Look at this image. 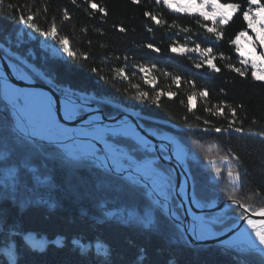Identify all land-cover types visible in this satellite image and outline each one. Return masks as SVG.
I'll list each match as a JSON object with an SVG mask.
<instances>
[{
  "label": "trees",
  "instance_id": "obj_1",
  "mask_svg": "<svg viewBox=\"0 0 264 264\" xmlns=\"http://www.w3.org/2000/svg\"><path fill=\"white\" fill-rule=\"evenodd\" d=\"M89 2L97 3L108 15L91 14L83 0H78L77 5L70 0H5L6 7L0 9V47L21 57L35 51L37 57H30L29 61L59 92L69 90L79 96H92L108 116L120 113L114 105L136 110L144 125L175 134L203 158H213L218 153L239 156L234 167L242 172L246 187L234 192L225 176L217 180L210 170L193 167L195 197L209 203L227 202L234 195L241 202L258 207L255 193L264 189V141L259 139L264 136V83L253 81L250 74L241 78L227 67H240L230 41L246 28L241 16L238 14L220 29L224 39L212 44L203 39L207 34L195 23V18L171 13L154 0H141L139 5L131 4L130 0ZM221 2L246 5V0ZM7 5L12 6L11 10ZM20 6L41 13L36 23L42 29L55 21L73 50L88 55L89 59L43 57L41 37L36 33V39L24 40L16 47L13 43L19 40L21 30L17 15ZM44 8H48L46 15ZM65 10L72 17L69 21L62 18ZM146 12L167 23L155 26L145 18ZM172 23L192 31L181 33L170 29L168 25ZM121 27L124 32L118 31ZM173 42L187 47L200 43L202 47H213L214 55L223 54L230 59L214 61L221 69L219 73L206 67L197 69L194 64L199 57L193 53H171ZM148 44L157 47L159 54L148 50L145 47ZM139 65L159 69L153 73L158 80L156 89L143 83L136 72ZM121 67L132 77L128 83L112 79L114 69ZM173 77L181 78L180 89L172 86ZM190 81L195 82V89L190 87ZM133 84L152 97L155 91H169L170 87L178 95L173 101L163 98L161 106L156 107L133 99L137 95ZM203 90L209 92V106L227 103L236 109L243 135L226 131L217 136L211 131H201L205 127L203 119L213 126L227 128L224 119L208 116L199 98L195 113L187 114L181 101L186 105L188 95ZM195 115L202 120H196ZM253 132L257 136L249 135ZM0 142L8 150L6 157L0 159V264H264V257L258 253H239L219 245L192 246L175 222L156 209L146 188L139 189L123 177L101 172L91 161L67 160L52 145L27 144L14 131L10 109L2 99L1 81ZM141 155L150 154L141 152ZM173 204L176 207L178 201L174 199ZM177 212L181 214L182 210L178 208ZM229 213L237 217L234 209ZM236 222L234 217L224 227ZM27 234L45 243L34 244L26 238Z\"/></svg>",
  "mask_w": 264,
  "mask_h": 264
},
{
  "label": "snow or ice",
  "instance_id": "obj_2",
  "mask_svg": "<svg viewBox=\"0 0 264 264\" xmlns=\"http://www.w3.org/2000/svg\"><path fill=\"white\" fill-rule=\"evenodd\" d=\"M70 2L72 5H77L78 0H70ZM140 2L141 0H130V3L133 5H139ZM83 3L87 5L88 9L91 10V14L100 13L101 17H106L108 15L107 11L95 2L83 0ZM154 3L156 5H162L164 9L169 10L171 13L195 18V23L201 29H203V33L207 34L203 36V39L206 42H210L212 44H219L220 41L224 39V33L220 29L225 28L231 23L232 19L239 14L243 23L246 25V28L244 31L239 32L235 39L230 41V47L235 49V54L238 57V63L240 67L228 65V70L245 79L250 74L253 81L264 83V0H246V5L243 7L239 4L222 3L221 0H154ZM4 7H6L5 0H0V9ZM7 7L9 10L12 8L11 5H7ZM47 13L48 8H44L43 14L46 15ZM17 15L19 23L23 25L25 29L30 30L31 33H36L39 37H43L46 40L50 39L56 45H58V47L52 48L56 50L57 54L63 53L67 58L70 59L82 58L85 61L89 59L88 55L78 54L75 50H73V48L70 46L69 38L62 35L55 21L51 22V26L49 28L42 29L40 25L36 23L37 18L41 16V13L35 11L34 8L20 6V10L17 12ZM144 15L146 19L150 20L157 27H163L167 23L159 16L153 15L151 13L146 12ZM62 18L64 21H69L72 19L66 10L62 14ZM206 22H210L211 26H208V23ZM168 27L170 29H176L181 33L192 31L190 28H182L176 23H172L168 25ZM118 31L124 32L125 29L121 27L118 29ZM148 31L151 32L152 29L149 28ZM187 43L188 41H186V44ZM186 44L185 46H180L173 42V46L169 49V51L176 55H187L189 53L196 54L199 57V61L194 64V67L197 69L206 67L210 72L219 73L221 69L216 66L214 61L217 59H230V57L224 56L223 54H220L219 56L214 55L213 47H202L200 43H195L194 47H187ZM242 45H246L249 49L247 53H245ZM145 47L152 53L159 54V49L157 47H154L151 44L145 45ZM15 60L16 63H14V65L16 67L19 65L17 68H19V70L22 72L23 77H26L23 82L31 84L32 80L30 78V73L34 72V69H32L27 62L19 57H16ZM158 71L159 69H157L155 66L139 65L136 67V72L140 73V78L143 80V83L149 85L152 89H156V84L158 83V80L153 75V73ZM114 73L115 75L112 77V79L119 80L121 83H128L132 79V77L127 74L126 69L123 67L114 69ZM37 75L39 74L37 73ZM164 75L168 76L170 74L164 73ZM188 83L191 88L195 89V82L190 81ZM181 84V78H172V86H174L176 89H180ZM131 87L137 92V95L132 97L133 99L150 102L156 107L161 106V100L163 98H166L168 101H173L178 95V92L172 91L171 87L169 91H155L154 97L150 96L147 91H142L139 85L133 84ZM23 89L24 88L21 87V90ZM198 98L204 102V110L207 112L208 116L218 117L224 119L227 122V128H224L220 126H213L209 120L203 119L202 122L205 127L201 129L202 132L208 133L211 131L217 136H221L226 131L243 135V129L237 123L236 109L227 103L209 106V92L207 90H203L198 93L193 91L191 95L187 96L186 105L183 100L181 101V104L186 107L187 114L195 113L196 101ZM92 103L93 101H90L87 96H79L71 92L65 93L64 102L61 105L63 119L73 121L82 113H91ZM49 107L50 110L55 111L52 99ZM194 118L198 121L202 120L200 115H195ZM89 120L103 124L102 119L95 115H90L87 121ZM120 123L121 121L115 123L114 125H118ZM253 123H255V121H253ZM133 128L136 130L138 135L149 142L144 136L141 135V133L137 130V127L133 126ZM17 131L22 132V129H17ZM110 132H112V134L109 135L108 139L113 142V146H119L123 143V147L129 152H131L132 149L136 150V159H143V156L141 155V152L143 151L142 146L135 144L129 137L118 131L110 129ZM148 135L155 136L156 133L149 132ZM249 135L257 136V133L253 132L249 133ZM30 136L31 134H25L23 139L27 142V144L32 145ZM158 139L173 145L171 154H168L169 149L167 147H160L159 157L161 159L167 161L174 155L177 163L182 164L185 161L187 158V153L185 148L182 147L180 143H177L176 141H169L168 136H159ZM259 139L264 141V136H260ZM150 150L153 153L156 152L155 149ZM7 151L8 150L3 142H0V159H4L6 157ZM68 159L74 160L75 158L69 156ZM217 159L222 164L229 165L227 169L215 167L214 174L217 180L222 179V176L226 174V178L232 185L234 192L241 191L242 188L246 187L242 180V172L239 170H234L230 166L232 165L233 161L239 163V156L224 155L217 158H212L211 156L208 157L209 163L212 165H216ZM154 168L160 173L161 176L166 177L165 184L167 186L166 193L168 199L166 202H164L163 207L161 208L167 211L170 207V200L175 193L173 186V174L172 172L165 174V172L161 170V166L157 160H155ZM100 171L106 172L107 170L101 168ZM127 182L129 185L135 186L139 189L145 188V185L141 184L139 179H131ZM151 191L155 193V189H152ZM180 195L182 200L187 198V180H185L184 185L181 186ZM255 195L259 198L258 207H253L251 203L241 202L240 200L236 199L234 195L228 197V200L230 201L229 207L233 208L237 218L241 221H244L246 224V227L241 232H246L248 237V250L251 253H258L260 257H264V219L257 221L252 218H264V189L256 192ZM191 204L195 205L197 208L201 207V204L195 199V197H193L191 200ZM188 214L191 215V224L187 229H185L186 232L194 233L201 226L205 225L211 231L214 224L216 223V221L207 220L203 217L192 215L190 210ZM200 239H204V237H200Z\"/></svg>",
  "mask_w": 264,
  "mask_h": 264
},
{
  "label": "rangeland",
  "instance_id": "obj_3",
  "mask_svg": "<svg viewBox=\"0 0 264 264\" xmlns=\"http://www.w3.org/2000/svg\"><path fill=\"white\" fill-rule=\"evenodd\" d=\"M209 26H211V25H209ZM18 39L19 40H16V42L13 43L16 47H18L20 45V43L22 41H24V40L36 39V37H35L34 33H31L30 30L25 29L24 26L21 25V30L18 33ZM53 47H58V45H56L50 39L46 40L45 38L41 37L40 49L42 51L43 57L67 58L63 53L57 54L56 50L52 49ZM242 47L244 48L245 53H247L249 51V49L247 48L246 45H242ZM0 49L14 63H16V60H15L16 57H19L22 60H24L25 62H27L31 66V68L34 69V72L30 73V78H33L36 81H39V82H42V83H46L48 85L53 86L51 80L49 78H47L41 72V70L39 68H37V66H35V64H33L31 61H29L28 58L31 57V58L35 59L37 57V54L35 53V51L31 50V51L28 52L26 57H21L19 54L14 53L10 49L4 50L2 47H0ZM194 55H196V54H194ZM198 60H199V58H198ZM17 67H19V65H17ZM18 71L20 73H22L19 70V68H18ZM37 73L39 75H37ZM68 92H70V91L69 90H65L64 92H59V93L64 95L65 93H68ZM1 95H2L3 101L7 104L8 108L10 109L11 117L13 119L14 131L18 134L19 137L23 138V136L25 134H31L30 139L32 140V144H34V145H36L38 147L40 145H42V144L52 145L55 148H57L61 152L63 157H65V159H67V160H69L68 157L71 156V157L75 158L74 160H71V161H76V162L83 161V160L91 161L98 168L106 169L107 172L111 173L110 171H108L110 166L109 165H103L100 162V160L98 159V157H97V156L104 155L103 152L101 151V149H99V147L97 149V152H98L97 155L92 154L87 148H85L84 143L80 142V139H73V134L66 129V126H64L63 124L59 123L58 121H57L58 123L56 125V123L50 122L49 120L43 118L39 114V112L36 110L35 105H33L31 100L29 99V95L26 92L22 91L21 89L17 88L16 86H13L11 84H10L9 87H7L5 85V82L1 81ZM87 97H88V99L90 101H93V103H96L99 106H101L100 102L98 100L94 99L92 96H87ZM114 107L118 108L120 110V113H118V114H121L123 112H128V113H131V114L137 116L138 118H142L139 115V112L136 111V110H132V109L128 110V109H125V108H123V107H121L119 105H114ZM101 108H102V106H101ZM48 109L50 110V108H48ZM82 114H86V113H82ZM118 114H115V115H118ZM54 117H55V113H54ZM145 126L150 128V129L151 128L152 129L153 128H157L160 131H164V132H166L168 134H171V135L176 137L178 140H180L184 144V146L189 151L188 152L189 158L186 161V163L184 164V166L188 167L190 169L192 178H193V174H192V168L193 167H196L198 169H208V170H210L211 175L213 176V178H215V174H214L215 173V167H221L223 169H227L229 167V165L222 164L218 159H217L216 165L210 164L208 158H203L197 152L191 151L190 148L178 136H176L175 134H173L171 132H167L164 129L156 127V126L155 127L154 126H147V125H145ZM17 129H22V132L21 131H17ZM97 129L98 128H90V129H88L87 133L89 135H91ZM82 131L84 132L85 130H82ZM76 133L79 134L80 130H76ZM111 134L112 133H107L104 136L103 141H105V143L111 144L113 146V142L108 139L109 135H111ZM131 141L134 142L137 145L142 146L141 144L136 142L134 139H131ZM90 143H92V142H90ZM93 145H95V144H93ZM123 146L124 145H122V144H120L119 146H114L115 148L118 149L119 152H121V155L118 156V157H114L113 158V162L111 163L112 168H114L115 170L120 171V172H122V171H135V172H137V174L141 178L149 181L153 186H156L155 181L157 182L159 180L161 182V184H162V190L163 191L165 190V193L163 195L165 197H162V198L163 199H168V196H167V193H166V187L167 186L165 184L166 177L165 176H161L160 173L158 171H156L155 168H154L155 160L158 161V157H157L156 153H153L150 150L151 149L150 147L142 146V148H143L142 152L149 153L150 155H146V156L144 155L143 159H139L138 160V159L135 158L136 157V153L134 152L135 149H132L131 152H129ZM151 154H154V155H151ZM219 156H223V155L218 153L217 156L213 157V158H217ZM150 161H152V162H150ZM158 163L162 164L165 167V168L161 167V170H163L165 172V174H167L168 172H172V174H173V186H174V189H175L176 188V177H175V174H174L172 168L170 166L165 165L164 163H162L160 161H158ZM143 165H147V167L149 166L148 167L149 168L148 169L149 172H143L142 170L139 171L140 169H142ZM230 166L234 170H236L235 167H234V161H233L232 165H230ZM111 174H113V173H111ZM114 175H116V174H114ZM117 176H119V175H117ZM223 176L226 177V174H224ZM125 179L131 180V179H137V177L135 175L131 174V175H129V177H127ZM139 181H140L141 184L144 185V183L140 179H139ZM193 183H194V179H193ZM145 188H146L147 196L152 200V202L155 205L156 209H160L162 212H164L166 214L164 209L161 208V206L163 207L162 201L158 203V201L156 200V197L154 196L155 193H153L151 191V189H149L147 186H145ZM174 199L176 201H178L176 199L175 193H174V195L172 197V208H173V211H175V213L178 215V217L183 219L182 213L179 214L177 212V209L180 208L179 201H178V204L175 207V205L173 204ZM199 202L202 203V204L207 205V204H210V203H216V202H220V201L213 200V201H211L209 203H203L201 201H199ZM156 204H159V207ZM232 209L233 208H230L227 211H221V212L213 213L211 215H207L206 216L207 220L216 221V223L214 224V226L212 228V231H213V233L215 235L217 233L222 234L225 230H227V229H229V228H231L233 226L232 225V226L224 227L227 224V221L233 219L234 217L237 218L236 216H234L231 213H229ZM238 221H239V219L237 218V222ZM148 224L150 225V223H148ZM217 226L222 227V230H217L216 229ZM26 238L30 242L34 243V244L36 243V244L42 245V244L45 243V241L43 239L42 240L41 239H36L33 235L27 234ZM225 247H227V246H225ZM227 248H229L231 250H234V251H237L239 253H244L245 251H249L247 246H239L238 247V246H234V245L231 244V246L227 247Z\"/></svg>",
  "mask_w": 264,
  "mask_h": 264
},
{
  "label": "water",
  "instance_id": "obj_4",
  "mask_svg": "<svg viewBox=\"0 0 264 264\" xmlns=\"http://www.w3.org/2000/svg\"><path fill=\"white\" fill-rule=\"evenodd\" d=\"M26 77H23L19 71L18 68L14 65V62L6 55L4 54L1 49H0V80L2 82H7L13 86H16L17 88L21 89L23 87L24 89L22 91L26 92L27 94H31L34 92H44L48 95V98L51 103V99L53 100L54 104V110L55 113V119L59 123L63 124L66 126L71 133L73 134V139H79L80 136L78 133H76V130H86L90 128H98V129H103V128H117V127H124V126H135L137 127V130L142 134L156 144L155 150H156V155L158 157V161L164 163L167 166H170L175 174L176 177V188H175V196L176 199L179 201V206L182 210V215L183 219L176 217L173 214V208H172V199L170 200V207L168 208L166 214L168 217L175 222V224L183 231V233L186 236L187 241L192 245V246H210V245H219V246H227L230 247L233 241L237 239H241L242 237L245 236H239L238 233L242 229V227L245 225L244 221L239 220L236 222L231 228L225 230L222 234L217 233L215 237H204V239H200V235L198 231L191 233V232H186L185 229H187L190 224H191V217L188 214L187 211V205H190L194 211L203 213L205 216L211 215L213 213L221 212V211H227L231 207H229L230 201L228 202H216V203H210V204H202L198 201V199L195 197L194 193V183H193V178L191 175V171L188 167H185L181 163H177V161L174 159L172 156L171 159L165 161L159 157V146L157 145L158 140L153 137L148 135V130L150 128L146 127L143 122L142 118H138L137 116L128 113V112H123L118 115H113V116H107L104 112V110L101 108L96 103H92V112L91 113H86V114H81L79 115L75 120L73 121H68L63 119L62 116V110H61V105L63 104L64 100V95L59 93L53 86L48 85L46 83H42L39 81H36L35 79L31 78L32 82L31 84L23 82ZM50 108V107H49ZM90 115H95L98 118L102 119L103 124L100 122H94V121H87L89 119ZM87 121V122H86ZM118 125H114L117 122H120ZM90 137H86V141H90ZM130 138V137H129ZM132 139V138H131ZM180 141V140H179ZM92 142V141H90ZM95 144L103 154L105 155V149L103 145H101L99 142H92ZM180 143L183 145L185 148L187 154H188V149L184 146V144L180 141ZM171 154V152H169ZM109 169L113 174L119 175L123 178L129 177V175H135L137 179H140L145 186H147L149 189H155L154 186L147 180L141 178L137 172L135 171H117L114 168H112L111 163L109 164ZM185 180H187V198L182 200V197L180 195L181 191V186L184 185ZM154 196L156 197V200L159 202L162 201L164 202L167 201V199H163L160 197L156 190ZM195 197V199L201 204L200 208H197L195 205L191 204V200ZM182 204V206H181ZM159 207V204H156ZM162 207V206H161ZM175 217V218H174ZM255 220H261L264 218H259V217H252ZM196 236V237H194Z\"/></svg>",
  "mask_w": 264,
  "mask_h": 264
},
{
  "label": "bare ground",
  "instance_id": "obj_5",
  "mask_svg": "<svg viewBox=\"0 0 264 264\" xmlns=\"http://www.w3.org/2000/svg\"><path fill=\"white\" fill-rule=\"evenodd\" d=\"M21 25V24H20ZM19 27V26H18ZM20 28V27H19ZM23 30V29H22ZM22 32V31H21ZM24 33V32H23ZM38 38V37H37ZM39 40V39H38ZM20 73V72H19ZM22 76L23 74L20 73ZM5 85L7 87L10 86L9 83L5 82ZM29 99L31 100V102L33 103V105H35V108L36 110L39 112V114L49 120L50 122H53V123H56L57 125V121L54 117V113L52 110H49V105H50V100L48 98V95L44 92H34V93H29ZM64 102V100H63ZM60 125V124H59ZM64 129V128H63ZM66 129L68 131H70L67 127ZM110 129L111 130H115V131H118L120 133H122L123 135L127 136V137H130L132 139H134L136 142H138L139 144H141L142 146L144 147H150L151 149H154L156 144L153 143L149 137L145 136V135H142L144 136L149 142H147L145 139H143L140 135L137 134L136 130H134V128L132 126H124V127H117V128H103V129H97L93 134L89 135L87 133V131L85 130L84 132L82 130H80V133L78 134L80 136V142L84 143L85 145V148H87L92 154H95L97 155V149L98 147L96 145H93L92 143H90V141L92 142H99L101 145H103L104 149H105V155H102V156H97L98 159L100 160V162L103 164V165H109L110 163L113 162V158L114 157H118L121 155V152L118 151L117 148H115L114 146H112L111 144H107L105 143V141H103V138L104 136L107 134V133H112L110 132ZM44 130V129H43ZM40 132V131H39ZM71 132V131H70ZM149 132H154L156 133L155 137L157 140H158V143L157 145L160 147H167L169 149V152H172L173 150V145L172 144H169V143H166L164 141H161L158 139L159 136H168V140L169 141H173V142H177V143H180V141L174 137L173 135L171 134H168L164 131H160L159 129L157 128H151L148 130V133ZM66 133V132H65ZM86 137H90V141H86L85 138ZM181 144V143H180ZM83 145V146H84ZM181 146L183 147V145L181 144ZM186 151V150H185ZM187 153V152H186ZM169 154V153H168ZM124 156V155H123ZM174 159H175V156L173 155ZM189 158V155L187 154V158L185 159V161L182 163L183 165L186 163V161L188 160ZM176 160V159H175ZM152 162V161H150ZM149 167V166H148ZM147 167V165H143L142 166V169H140L139 171H143V172H149V168ZM148 170V171H147ZM156 183V186H154L155 190L157 191V194L160 196V197H165L163 196L164 193H165V190L163 191L162 190V184L161 182L158 180L157 182L155 181ZM166 195V194H165ZM189 210L191 211V214L192 215H196V216H199V217H203L206 219V216L203 214V213H200V212H197V211H194L192 209V207L190 205H187V211L189 213ZM173 214L178 217V215L175 213V211H173ZM191 217V215H190ZM259 221V220H257ZM246 227V224L242 227V229L239 231L238 235L239 236H245L242 237L241 239H237L235 241H233L232 245L234 246H248L249 244V241H248V237L246 235V232H241L243 231V229ZM198 233L201 237H215L216 235L213 233V231L209 230L207 228V226H201L198 230Z\"/></svg>",
  "mask_w": 264,
  "mask_h": 264
}]
</instances>
